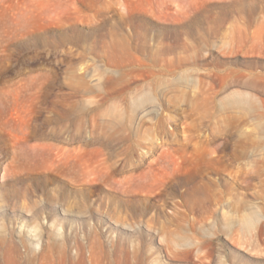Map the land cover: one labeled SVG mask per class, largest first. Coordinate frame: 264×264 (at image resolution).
I'll return each mask as SVG.
<instances>
[{
	"label": "rangeland",
	"instance_id": "obj_1",
	"mask_svg": "<svg viewBox=\"0 0 264 264\" xmlns=\"http://www.w3.org/2000/svg\"><path fill=\"white\" fill-rule=\"evenodd\" d=\"M2 221L0 264H264V0H0Z\"/></svg>",
	"mask_w": 264,
	"mask_h": 264
},
{
	"label": "bare ground",
	"instance_id": "obj_2",
	"mask_svg": "<svg viewBox=\"0 0 264 264\" xmlns=\"http://www.w3.org/2000/svg\"><path fill=\"white\" fill-rule=\"evenodd\" d=\"M39 130H40L39 139L44 145L51 146V144L53 142L58 141V137L54 136L51 133V131H49L48 129H46L44 127H40ZM49 158H50V156H48L47 158H44L43 161L47 162L46 160H48ZM20 165L28 166V168L32 169V168H37L38 165H41V164L36 159L31 158V159L23 160L20 163ZM47 167L53 168L54 171L58 172L59 174H61L63 176H66L68 178H71V177L79 178L82 175V171L80 169L81 167L79 165H76V164L68 161L66 153L64 154V153H62V151H61V153L60 152L55 153V156H53V159H51V161H50V165ZM15 171L16 170H14V172ZM30 209H32V208H30ZM29 212H32V211L29 210ZM25 221H26L25 219L20 220L19 232H21L20 230L22 227H25L24 226ZM3 222H5V221H2L0 223V236H3V237H0V245L5 242V235H6L7 231L9 232V229H7L6 224ZM30 232L35 233L34 236H31L30 238L33 242H35L38 245V243L40 242V233L38 231V227L33 225L32 229H27V231H26V233H30ZM8 235H10V233H8ZM13 247H14V245H13ZM0 250H1V246H0Z\"/></svg>",
	"mask_w": 264,
	"mask_h": 264
}]
</instances>
